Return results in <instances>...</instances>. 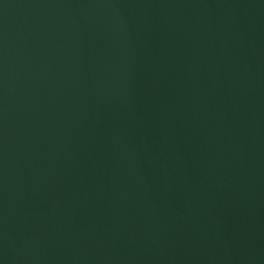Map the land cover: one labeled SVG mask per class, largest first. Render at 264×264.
<instances>
[{
  "label": "water",
  "instance_id": "obj_1",
  "mask_svg": "<svg viewBox=\"0 0 264 264\" xmlns=\"http://www.w3.org/2000/svg\"><path fill=\"white\" fill-rule=\"evenodd\" d=\"M0 215L94 264H264V0H0Z\"/></svg>",
  "mask_w": 264,
  "mask_h": 264
}]
</instances>
